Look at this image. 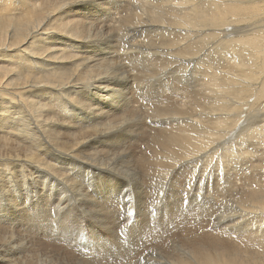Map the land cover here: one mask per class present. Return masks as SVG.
<instances>
[{
    "label": "bare ground",
    "instance_id": "bare-ground-1",
    "mask_svg": "<svg viewBox=\"0 0 264 264\" xmlns=\"http://www.w3.org/2000/svg\"><path fill=\"white\" fill-rule=\"evenodd\" d=\"M91 16L97 23L88 22ZM98 49L100 61L93 55ZM133 54L140 60L134 58L131 69L141 76L122 67V58ZM158 76V104L139 112L128 84L147 89L145 82ZM127 81L119 92L123 103L105 114L114 106L111 88ZM76 119L92 120L77 128ZM146 120L158 126L139 130L148 137L146 152L122 165L135 172L141 166L161 191L164 171L178 169L169 194L204 197L202 213L191 209L188 218L170 206L166 213L179 214V226L155 233L150 264H264V0H0V160L8 163L0 165V190L8 192L14 177L26 181L24 169L13 170L28 163L30 172H46L51 183H67L66 168L57 166L62 156L84 165L87 159V167L112 173L119 156L110 154L111 145L120 146L136 121ZM203 160L208 174L199 170ZM26 183L23 190L29 192ZM20 197L16 207L36 209L27 193ZM59 220L53 227L65 230L64 217ZM49 223L47 216L30 217L24 227L34 231ZM190 226L196 228L180 232ZM1 228H7L3 221ZM36 240L27 246L0 231V264H79Z\"/></svg>",
    "mask_w": 264,
    "mask_h": 264
},
{
    "label": "rangeland",
    "instance_id": "rangeland-1",
    "mask_svg": "<svg viewBox=\"0 0 264 264\" xmlns=\"http://www.w3.org/2000/svg\"><path fill=\"white\" fill-rule=\"evenodd\" d=\"M92 8L96 9L97 11H101L100 10L101 8L98 6H94ZM79 15H84V13L82 12ZM87 18L89 19L88 22L97 23L96 17L91 16V17H87ZM152 38H155V37H152ZM58 42L60 44H63L60 41H58ZM98 50L99 51L93 53V55H95V58L97 61H100L101 58L103 57V54H99L100 49H98ZM115 50H117V49H115ZM126 51L127 50H124L123 52H126ZM119 54H122V52ZM136 56H138V55L134 56V54H133L130 57H128V55L124 56L123 58L121 57L124 60V62L126 63V64L123 63V65H122L123 69L130 71L131 74H132V71H136L135 69H131V67L132 68L134 67V64L136 62V61H133V59L136 58V59L140 60V58H137ZM126 60H128V62ZM141 64L142 63L139 62L138 65L136 66V67H138V70H140L139 68H142ZM133 74L138 75V76L143 75V73L140 74V72H138V71H136V73L133 72ZM127 76H128V74L123 75V76H121V79H124ZM161 78L162 77H159V76L158 77H152L149 79V81H146L145 83H148L147 89L145 87H143L142 83H140V82L135 83V84H132V83L128 84V81L125 82L126 85H124V86L117 85L114 88H111V90H112L111 102L114 104V106L108 105V107L105 110L106 111L105 114H108L109 112L114 111L116 106H119L123 103V100H122L119 92H123L124 90H126L128 87L127 84L129 86H131L130 92L132 94L136 95V100L133 102V106L136 109H138L139 112H142V113L147 112V111L151 112V110H153L155 108V106L158 104L157 103V101L159 99L158 97L162 96L161 94L159 95V93H160V90H159L160 87L159 86H161ZM157 82H158V84H156ZM169 93H170V95H169ZM172 95H173L172 92L167 91V96L171 97ZM143 99H145V100H143ZM90 117L97 121V118H95L93 115H90ZM92 119H89L87 121H84V119H81V120L76 119V120H73V122H78L77 128H79V125H82V124L84 125ZM136 122L139 125L137 124V126L136 125L132 126L133 130H134L132 132L133 134L128 132L129 134H127V136L124 135V137L122 138L121 144H123V145H121V144H120V146H112L111 145V149H112L110 151L111 153L110 152H108V153H110V154H117L118 153L117 155L119 156V158H118L119 169H118V167L114 168V166H113V169L115 171L113 170L112 173L104 172V170L100 171L98 169H93L91 167H87L89 165L88 162H85V161H87V159H85V161H83L84 163H86V165H84V164L80 163V159H78L77 157L74 158L72 155H71V158H66V157L62 156L64 161L62 160V161H59L57 163V166H59L58 168L60 170L62 167L66 168L65 169V172H66L65 176H67L68 180L70 179L69 181H67V183H64L61 180H59L58 185H56L55 183H51V181H50L51 179L49 177L47 179V173L46 172H44V171L43 172L42 171L37 172L35 169H32V171L30 172L31 168L33 167V164H31L32 167H30L29 163L26 164L28 166H26L24 168L20 167V168H16L15 170H13L15 172L16 170L24 169L25 176L27 177V179H26V181H24L23 178H20V177L15 178L14 177L12 184L9 185V187L11 186L12 188L8 192L0 190V221H3V226L7 227V228H3V229L1 228L0 231H3V232H6L8 234L16 235V236L20 237L23 241H25L27 243V246L28 245L30 246L29 242L33 243V240L37 239L36 242L37 241L40 242L41 247L48 246L51 251H55V252L60 251L59 253H61L62 255H68L70 260L72 259L75 261V259H76L75 262H77L79 264H83L85 261H89L87 263H90V264H141V263L142 264H150V262H153V254L156 253L155 250L153 249V247H156L154 245H155V238L157 237L158 232L162 229L168 230L169 226L170 227L179 226V224H178V215L179 214L174 215V216L167 215L166 211L169 210L170 206H174L176 208L178 207L177 210L180 209L179 210V213H180L179 216H181V215L183 216L185 213H187L184 216H187V218H188V213L190 214L191 209L193 212H195L196 209H199V210L201 209L200 212L204 210L203 205H202V204H204V197H203L201 192L198 194L201 197L195 196V195H184V194H180V193L179 194H175V193L169 194L170 193L169 191L172 190L173 188H175V185L172 182L171 178L174 175H177L180 173V171L178 169L174 170L171 173H169L168 170L164 171L163 174L168 175V178L164 179V181H167V182L165 183L164 188L161 191L158 184L150 183L151 179L144 177V172H143L141 166H139V171L135 172L128 165H126V164L122 165L125 158H128L130 155H132V154L142 155L146 152L145 151V145H146V140L148 137L145 135H141L142 133L140 131H142V129H140V128L144 127V128H147V130L151 127L158 128V126H156V122L151 124L149 120H146V122L145 121H136ZM145 133L147 134L149 132L146 131ZM65 134H67V133H65ZM124 150H125V152H124ZM44 156H45V154L42 156L43 159H44ZM49 157H51V155L48 153L47 158H49ZM4 163L6 164L7 162L6 161L2 162L0 160V165L4 166L5 165ZM207 165H208V163H206L203 160L199 165V170L206 172ZM3 166H2V168H4ZM5 166H8V163ZM0 169H1V167H0ZM121 169H123V170H121ZM86 170H89L90 172H88ZM21 171H23V170H21ZM187 172H190V174H192V172L190 170H188ZM100 173H102V174H100ZM206 173L208 174V172H206ZM54 176H56V175L54 174ZM31 177H33V178H31ZM16 180H18V181H16ZM146 182H148V183H146ZM24 183H26L27 188L30 189L29 192H26L23 190V184ZM31 185H32V187H31ZM203 186H202V188H204ZM13 187H16L17 193H15V191L13 190ZM73 188L74 189L77 188V189L74 190ZM78 189H80V190H78ZM157 189H159V190H157ZM146 190H147V192L148 191L152 192V194L146 195V193H147ZM202 192H204V190ZM25 193H27L30 196L29 203L32 205H35L36 209L20 210L19 207H16L17 204H20L22 202L20 196H24ZM10 195H11V197L12 196L13 197L11 198ZM83 195L86 196V198L83 197ZM160 195H161V197H160ZM158 196H159V199H158ZM64 197L67 200H65ZM91 197H92V199H90ZM114 197H116V199ZM183 197H186V198H183ZM193 197H194V199H193ZM57 198H59L62 203H60L59 199H57ZM75 198L76 199L78 198V199L76 200ZM216 198L214 197L213 199L215 200ZM9 199L11 201L8 202ZM68 199H69V201H68ZM84 199H86V200H84ZM155 200H157V201L155 202ZM185 200H187L188 203H186ZM217 200H218V198H217ZM90 201H92V202H90ZM100 202H102V203H100ZM57 204H58V206H57ZM83 204H85V205H83ZM150 204H152V205H150ZM185 204H187V205H185ZM149 205H150V207H149ZM164 205H165V207H164ZM190 205H192L193 207ZM94 206L99 208V209L97 210V208H95ZM59 207H61V209ZM101 207H102V209H103V207H106V208H104L102 210ZM194 207H195V209H194ZM78 208H80V209L77 210ZM91 208H92V210H91ZM184 208L186 209L185 211H184ZM100 209H101V211L99 212ZM181 209H183V210H181ZM109 211H111V212H109ZM181 211H183L184 214ZM56 213H57V215H56ZM108 213L111 214L112 216L108 215ZM157 213H159V214H157ZM46 216L50 219V223L45 228L36 229L34 231H31L30 229L27 231L25 230L24 224H25L27 219H29L30 217H38L39 219H43ZM167 216L169 217L170 221H169ZM63 217H64V222H65V226H64L65 230H60L58 228L53 227L54 220L60 221L59 219L63 218ZM150 217H151V219H150ZM164 217H167V218L165 219ZM157 218L160 219L161 221L165 220L162 223L163 226L161 224H158V223H161V221L158 220ZM187 218L184 217L183 220L187 219ZM98 223L101 225H99ZM164 223H165V225H164ZM110 224H111V226H110ZM166 224L168 227L166 226ZM150 226H152V227H150ZM47 227H48V229H47ZM195 228H196V226L186 227V228L180 229V232L195 229ZM111 230H113V231H111ZM148 230H149V232H148ZM30 232H31V235H30ZM151 232H154V233H151ZM198 232L201 233L202 231H198ZM132 233L134 234V236L131 235ZM155 233L157 235H155ZM161 233H162V231H161ZM151 234L152 235L154 234V235L152 236ZM128 235L130 237H128ZM200 235H198V236H200ZM54 236H55V238H54ZM62 236H64V237H62ZM142 236H143V239H145V241L142 239ZM56 237H58V238L56 239ZM67 237H69L70 239ZM132 237L133 238L135 237L134 239L136 241H133L134 239H131ZM138 237H139V239H138ZM38 238L40 240H38ZM45 238H46V241H45ZM49 238H51V239H49ZM85 238H88V240ZM128 238H130L131 240ZM150 239H152V240H150ZM177 239L178 238H176L175 240L177 241ZM47 241L54 243V244H51V243L48 244ZM61 241L63 244L61 243ZM124 241H126L125 242L126 244L124 243ZM143 241L144 242L147 241L146 242L147 244L146 243L143 244ZM139 243H141V244L139 245ZM148 243H150L152 246L149 245ZM124 244H125V246H124ZM137 245L139 247L140 246L142 247V245H143V247L147 251H149L150 253L147 251H144L145 250L144 248H139ZM58 246H59V248H58ZM86 246H88V247H86ZM118 247H119V250H118ZM135 247H137V248H135ZM100 248H101L102 252L98 251V250H100ZM120 248L124 249V251L121 250ZM19 249L20 248L18 245L16 247L14 246L13 252L17 253V250H19ZM96 249H97V251H96ZM137 249H141L143 251H140L139 253H137V251H138ZM90 250H92V252H95V255H92ZM98 252H99V254H98ZM101 253H104V254H101ZM119 255H121V256L118 257ZM45 258L48 259L47 256ZM124 260H125V262H124ZM151 264H153V263H151Z\"/></svg>",
    "mask_w": 264,
    "mask_h": 264
},
{
    "label": "snow or ice",
    "instance_id": "snow-or-ice-1",
    "mask_svg": "<svg viewBox=\"0 0 264 264\" xmlns=\"http://www.w3.org/2000/svg\"><path fill=\"white\" fill-rule=\"evenodd\" d=\"M185 202H187V200H185Z\"/></svg>",
    "mask_w": 264,
    "mask_h": 264
}]
</instances>
